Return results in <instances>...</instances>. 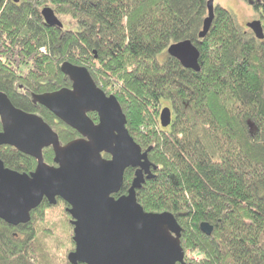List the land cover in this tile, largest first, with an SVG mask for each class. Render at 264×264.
Instances as JSON below:
<instances>
[{
	"label": "trees",
	"instance_id": "1",
	"mask_svg": "<svg viewBox=\"0 0 264 264\" xmlns=\"http://www.w3.org/2000/svg\"><path fill=\"white\" fill-rule=\"evenodd\" d=\"M253 1L264 32V0ZM43 7L53 9L61 28L45 24ZM213 13L200 38L207 0H0V91L66 144L78 132L31 95L71 87L60 71L64 61L86 67L116 97L129 135L142 151L150 148L155 169L136 189V201L144 211L174 215L184 259L187 251L199 257L187 263L264 264V38L241 30L224 7L214 5ZM181 40L197 46L199 71L167 54ZM162 100L172 112L164 128ZM53 155L51 147L42 149L44 162L53 165ZM0 160L20 173L37 165L6 145ZM134 172L125 170L114 196L127 192ZM67 206L43 199L27 224L0 219V264H70ZM48 215L58 223L44 225ZM201 222L212 226L211 235L200 231Z\"/></svg>",
	"mask_w": 264,
	"mask_h": 264
},
{
	"label": "water",
	"instance_id": "2",
	"mask_svg": "<svg viewBox=\"0 0 264 264\" xmlns=\"http://www.w3.org/2000/svg\"><path fill=\"white\" fill-rule=\"evenodd\" d=\"M17 2V0H15ZM214 2L207 0L208 16L199 37L211 26ZM45 24L63 26L50 7H43ZM262 40V21L246 24ZM170 57L192 71H199V50L189 40L171 43ZM95 53V52H94ZM62 74L71 87L32 94V102L46 107L79 137L61 144L58 135L35 113L16 108L0 91V146L6 145L36 160L30 173L7 168L0 160V219L16 227L30 221V212L46 199L68 204L74 249L66 256L70 264H188L179 242L180 225L170 212L144 211L136 201V189L152 177L147 153L129 135L126 117L113 94L106 95L94 83L86 67L64 61ZM98 116V123L87 115ZM162 128L171 124L168 106L160 110ZM51 147L53 165L43 161L42 149ZM102 153L109 155L104 159ZM127 168H135L127 193L114 196L123 185ZM200 231L212 234V226L201 222Z\"/></svg>",
	"mask_w": 264,
	"mask_h": 264
},
{
	"label": "rangeland",
	"instance_id": "3",
	"mask_svg": "<svg viewBox=\"0 0 264 264\" xmlns=\"http://www.w3.org/2000/svg\"><path fill=\"white\" fill-rule=\"evenodd\" d=\"M211 1L214 2V5H219L221 7H224L229 12H231V14L233 15L236 23H238V26L240 27L241 30L248 29L246 27V24L248 22L256 20V19H259L258 12L255 11L254 8H253V5H254V1L253 0H211ZM59 20H61V19L59 18ZM161 56L162 55L160 54L159 58ZM165 105L167 106V105H169V103L165 102V100H162L161 101L162 108ZM59 207L60 206H58V208H57V212L59 211ZM50 212H51V210H48L47 213H50ZM60 215L62 216V219H65V221H66V217H65V215H62V211H60ZM70 218H71V215H70ZM62 222H63V220H62ZM52 223H53V225H55L58 222L55 221V218H53V216L51 217V216L48 215L46 217L45 221H44V225H49V224H52ZM65 229H66V227H65ZM64 231L65 230H63V229H60L58 231L59 237L62 236V232H63V235L66 236L67 233L65 234ZM72 234H73V227H72L71 237H73ZM65 236H64V239H63V243L67 244ZM74 248L75 247H74V242H73L71 250H73ZM71 250L66 253L65 257L67 256V254L69 252H71ZM185 253H186V259H185L186 262H187V260H190V261L191 260H195V261L199 260V257H198V255H197V253L195 251H187ZM65 259H67V258H65Z\"/></svg>",
	"mask_w": 264,
	"mask_h": 264
},
{
	"label": "flooded vegetation",
	"instance_id": "4",
	"mask_svg": "<svg viewBox=\"0 0 264 264\" xmlns=\"http://www.w3.org/2000/svg\"><path fill=\"white\" fill-rule=\"evenodd\" d=\"M108 95H110V94H108ZM88 113H90V112H88ZM88 113H87V115H88ZM90 117V116H89ZM98 118V117H97ZM95 124H97L98 123V120L95 122V121H93ZM77 137H79V136H77ZM102 155V157L104 158V159H109L110 157H109V155L108 154H106V153H102L101 154ZM127 193V192H126ZM123 194H125V193H123ZM119 196H121V195H119ZM116 198L118 197V196H115ZM60 199V198H59ZM63 201V200H62ZM57 202V201H56ZM64 202V201H63ZM65 203V202H64ZM55 205V204H54ZM67 208H69V206H67L66 207V211H67ZM69 215V214H68Z\"/></svg>",
	"mask_w": 264,
	"mask_h": 264
}]
</instances>
